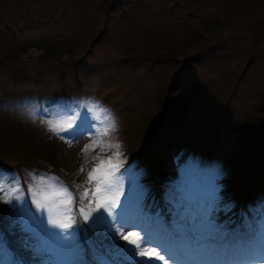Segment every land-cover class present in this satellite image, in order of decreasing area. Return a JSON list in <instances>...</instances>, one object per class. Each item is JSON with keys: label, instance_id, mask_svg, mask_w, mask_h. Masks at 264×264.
<instances>
[{"label": "rangeland", "instance_id": "obj_1", "mask_svg": "<svg viewBox=\"0 0 264 264\" xmlns=\"http://www.w3.org/2000/svg\"><path fill=\"white\" fill-rule=\"evenodd\" d=\"M109 2L0 0V132L7 139L0 159L7 165L19 162L18 169L0 167V178L11 196L9 203L0 200V264H34L33 257L39 264H88L89 258L111 264L100 256L103 253L125 264H164L165 260L167 264H230L233 258L225 261L216 250L207 255L208 247V251L214 247H206L204 239L215 230L216 210L222 203L220 178L235 167L230 157L234 138L264 97V0H114L107 17L103 5ZM106 20L108 26L100 36ZM188 42L192 43L185 56L200 58L184 73L186 78L173 96V117L163 122L156 142L145 151L134 142L152 129L143 117L153 112L156 85L168 84V76L183 58L181 45ZM253 46L257 48L253 63L239 78ZM153 49L173 54V62H156L160 55L152 54ZM130 55L133 58L126 61L124 56ZM48 121L57 128L71 123L85 131L69 145L66 134L61 133L65 135L61 139L49 131ZM111 123L114 128L103 135ZM97 137L116 147L102 151L97 146L83 154L81 149ZM49 140L54 150L46 163L33 154ZM150 152L164 164H174V178L165 183L167 200L175 203L183 197L191 203L182 211L184 224L177 225L185 226L193 238L183 261L154 232L149 234L156 243H143L142 229L150 218L142 206L146 177L155 174ZM98 154L105 160L112 157L117 165L112 190L119 193V203L110 219L127 202L126 215L133 226L124 227L123 234L130 239L135 238L131 234H140V247L153 249L164 260L138 254L124 259L121 248L112 253L100 249L97 234L105 232L89 227L95 211L89 221L83 220L78 195L87 186L88 172L99 163L93 159ZM60 174L68 177L67 183ZM49 186L66 187L73 196L75 223L64 231L76 232L75 250L39 227L64 215L63 207L45 199ZM37 200L46 207H38ZM258 235L244 264H264V214ZM201 244L205 248L197 257L194 249ZM118 245L136 247L129 241ZM19 247H29L25 261L16 250Z\"/></svg>", "mask_w": 264, "mask_h": 264}, {"label": "trees", "instance_id": "obj_2", "mask_svg": "<svg viewBox=\"0 0 264 264\" xmlns=\"http://www.w3.org/2000/svg\"><path fill=\"white\" fill-rule=\"evenodd\" d=\"M109 1L110 2L108 3V5L106 4L103 5L106 11V16L108 15V13L112 11V10H110V12L108 11L109 10L108 8H110L109 4L115 3L114 0H109ZM107 26H108V20L104 22L103 25L104 29L101 30V34L99 33L98 35L102 36L105 33ZM256 42L260 43L258 42L257 39ZM191 43L192 42H188L185 43L184 45H181L183 49L182 50L183 58H181L182 60H180L179 63L177 62L178 64L176 66L178 68L176 72L168 76V82H167L168 84L167 85L157 84L156 89L153 92V94L155 95V97L153 98L155 102L152 104L153 112L150 113L149 110L148 113L143 117L147 121V124L151 125L152 129L143 131L141 135L137 137L136 141H134L142 145L145 151H148V149L153 146V143L156 142L158 131L160 129L162 130L163 122L173 117L174 114L173 103L176 102L173 96L177 92V89H179V86L182 85L181 84L182 80L184 81V79L186 78V75H184V73H187L191 68H193L192 66L195 65L196 61L200 58L198 57L197 54L193 55L196 58H191V56H185L184 52L187 46L191 45ZM215 45L209 46L207 51H211V49H213L212 47H214ZM255 46L258 48L257 44ZM256 47L253 46L249 54L247 53L245 64L241 69L242 71L240 70V73L238 74L239 78H241L246 73L248 67L253 63L252 60H254L255 51L257 49ZM151 53L155 55H160V58L157 61L156 59H153V61L159 63H163L165 61L170 63L173 62V59L171 58L174 57L173 54H169L162 50L157 51L155 49L151 50ZM199 54L201 55V53ZM163 55L165 56L164 58ZM130 56H124V59L125 60L132 59L133 58L132 55ZM138 56L139 55L134 57L137 58ZM131 66L133 65L131 64ZM172 66H175V63H173ZM136 67L137 66H133V69ZM263 117H264V97L260 104L259 109L253 113V115L247 120L246 124L243 125V127L238 131L237 135L234 138L233 141L234 149L232 152H230V157L233 158L235 167L232 169L229 175L220 178L221 188L219 194L221 196L220 200L222 203L219 204L216 210L217 220H215L214 222L215 230L213 231V233H206L207 235H209L206 236V239H204L206 240L205 242H207L206 247L211 245L210 243H214L215 239L217 238L219 240H222L228 232L238 231L241 229L246 230L250 228L251 225L254 224L257 220H260L261 222L262 216L264 214V203H261V201L264 200V166H263L264 120L262 119ZM257 130H260V132L258 131V135L254 134ZM6 142L7 139L5 134L0 132V151L4 150ZM53 144H54L53 141L50 140L47 141L44 144V147H42V149L35 152L33 156L36 157L37 155L38 159L44 160L46 163H49V160L53 156L52 155V152L54 150ZM34 150L36 149H33V151ZM177 150L178 149H176L174 152L176 153ZM174 156L175 155H172V157ZM132 160L133 157H131L128 160V162L130 163ZM150 161H154L155 163V165L152 168L155 171V174L152 175V177L150 176L146 177V180H148L146 184L147 196L142 206L144 210L148 212L150 218H148L146 224L144 223V226L146 227L147 230L151 231L150 234L154 232V234L159 236L160 238L167 239V237L173 236L175 235V233L177 236L187 237L188 233L185 231L184 229L185 227H182L180 229L179 226L177 227V225L181 222V219L184 217L183 216L184 214L182 212L184 208L191 207L190 201L182 197L183 199L182 198L180 200L178 199L174 203L168 201L166 197L168 185L166 186L165 183L167 181L169 182L170 181L169 179L171 177L174 178V174H175L174 164L173 162H171L170 165L164 164L162 159L160 158L156 159L153 156V152L150 154ZM42 162L43 161H40L41 164ZM18 163L19 162L12 163L11 165H7L4 164L3 161L0 159V167L2 168L18 169L19 167ZM60 176L62 177V180L68 181V177L65 176L64 174L63 175L60 174ZM74 201L75 204L78 203L77 196ZM225 207H227V210H225ZM182 224H184V222L180 223V225ZM176 228L177 230H175ZM99 233L97 234V236L100 242L99 244L100 249H104V251H108L109 253H112L113 250L117 248V245L119 243L128 241L121 238L120 235H116L115 238L113 239L111 234L108 233L104 234L101 232ZM252 240L258 241L259 235L257 234ZM232 241H238L237 244L234 243L235 246L247 245L245 239H241L239 237H237L236 240H232ZM190 242H191L190 245L191 244L193 245V241L190 240ZM204 246L205 245L201 244V246L195 250L196 254L201 256L200 253L202 249L205 248ZM121 249L123 253H126L124 259L130 258L134 254L131 251V246ZM16 250L24 257V261H25L28 256L29 247L24 249L19 247V249ZM210 253L211 252H208L207 255H211ZM101 256L109 258L108 257L109 255H106V253L101 254ZM32 259L34 260V264H39L37 257H33ZM98 259L95 260L89 258L88 264H103L101 260ZM120 264H125V262L124 263L120 262Z\"/></svg>", "mask_w": 264, "mask_h": 264}, {"label": "snow or ice", "instance_id": "obj_3", "mask_svg": "<svg viewBox=\"0 0 264 264\" xmlns=\"http://www.w3.org/2000/svg\"><path fill=\"white\" fill-rule=\"evenodd\" d=\"M45 123L47 124L49 131L59 138L65 139V135H61V133L66 134L67 139L65 142L69 145H71L72 140L78 139L85 131L83 127L73 128L71 123L66 128H57L51 121ZM70 128L72 129L71 131H69ZM112 128H114V123H111L109 128L105 129L103 135H107V132ZM97 146H99L102 151L106 148L116 147L115 145L103 144L99 140V137H97V139H94L90 144H86L84 148L81 149V152L87 154L88 152L95 150ZM115 155H118V153H115ZM93 159L98 160L99 163L88 172L87 180L85 181V184L88 185V187H83L82 191L78 194L80 201L79 212L83 217V220L89 221L92 212L95 211L97 215L92 218V223L89 225L90 228L94 230L102 229L105 233L111 234L113 239L116 235H120L124 240H128L130 244L136 245L135 248L131 249L134 254L140 256H157L158 259L164 260V257L160 256L153 249L140 247V234H131L135 236L134 239H130L129 235L123 234L124 227L133 226L132 222L126 215L127 202L125 203V206L121 208L120 212L116 213L115 218L110 219L113 210L119 203V193L113 194L112 190V177L115 174L117 165L112 163V157H108V159L105 160L98 154L96 157H93ZM81 171H83V167L81 168ZM41 181H43V178H41ZM45 199L54 201L58 206L63 207L64 215L62 219L49 218L46 225L41 223L39 226L41 231L55 237L64 244L66 248L75 250L78 246L76 232L64 231L72 228V225L75 223L71 207L73 202L72 194L68 192L66 187L49 186V191L45 194ZM0 200L4 203H9L11 200L10 189L3 183L2 178H0ZM36 204L38 207H46V205H42L39 200L36 201ZM93 204H95V207H93ZM225 210H227V207H225ZM115 224H119L120 228L114 229ZM49 225L51 227H48ZM57 228L62 231H55ZM142 231L144 232V244L156 243L146 230L142 229ZM85 239L89 244L93 243L87 237ZM117 247L126 248L124 245H117ZM140 264H151V262L141 261ZM164 264H167L166 260L164 261Z\"/></svg>", "mask_w": 264, "mask_h": 264}]
</instances>
